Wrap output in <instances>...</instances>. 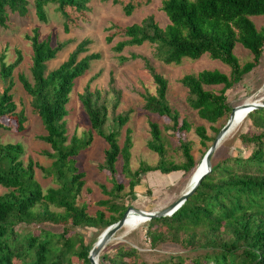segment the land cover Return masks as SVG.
I'll return each instance as SVG.
<instances>
[{
    "label": "trees",
    "instance_id": "16d2710c",
    "mask_svg": "<svg viewBox=\"0 0 264 264\" xmlns=\"http://www.w3.org/2000/svg\"><path fill=\"white\" fill-rule=\"evenodd\" d=\"M103 1L119 5L126 15L152 2ZM90 2L34 0V8L38 18L45 22L48 8L54 6L65 31L70 32L89 22ZM29 4V0H0V27L7 28L15 14L26 17ZM161 9L168 18L165 26L154 15L127 26L114 24L107 41L122 37L113 47L119 53L126 46L150 43L154 46V57L165 64H179L185 58L199 59L204 54L220 60L230 67L229 74L218 69H204L185 74L181 83L187 89L189 105L202 119L214 125L229 117L232 107L226 91L259 65L264 52V26L258 28L252 19L264 15V0H162ZM26 37L33 49L32 79L19 73L18 80L31 97L32 111L42 119L46 133L40 139L50 146L51 151L47 154L53 162L48 168L33 160L25 164L21 159L23 144L4 143L0 138V186L7 190L0 193V264H74V258L91 264L89 252L93 244L87 243L74 228L100 225L103 230L117 222L128 205L102 199L98 204L112 215L107 217L103 209L91 215L90 203L79 202L86 175L77 167L75 157L92 143L96 131L109 145L100 168L109 172L118 192L123 190V183L115 178L116 163L122 156L123 170L130 175L131 130H127L123 146L119 143V130L103 131L109 118V104L115 110L121 93L115 87L113 77L109 90L105 92L92 90L87 84L80 100L90 129L81 137L74 134L69 139L66 117L70 93L76 79L86 73L100 54L89 53L91 39L86 38L65 61L48 71V61L56 57L63 44L52 45L50 38L40 39L38 28H34L33 35ZM237 43L250 51L251 60L241 63L235 54ZM17 52L16 60L10 63L6 61V52L0 55V129L10 127L2 121L4 117H13L17 130L23 131L27 117L23 110L18 111L13 91L16 84L14 71L23 60L21 52ZM120 58L126 60V57ZM145 68L153 77L156 92L143 94V109L167 118L166 129L174 136L177 132L183 135L192 130L190 121L169 103V80L146 59ZM218 85L223 86L219 92L207 88ZM110 93L114 96L111 101ZM114 120L121 128L129 121V113L120 114ZM245 120H249L252 126L250 131L241 135L243 144L249 147L248 153L238 152L222 159H215L213 154L211 171L185 203L172 215L147 221L146 236L152 248L171 240L191 247L189 254L169 255L149 263L136 248L128 246L112 255L101 254L100 264H264V108L253 110ZM149 126L151 137L147 145L160 159L155 165L143 163L134 172L135 179L130 182L133 191L144 174L181 172L189 177L199 163L190 143L183 141L182 135L178 139L185 161L168 160L159 123L150 121ZM212 128L216 134L221 130ZM195 132L203 145L215 140L204 125L197 126ZM36 166L51 176L57 186L44 190L35 178ZM45 222L61 225L62 229H46L41 226Z\"/></svg>",
    "mask_w": 264,
    "mask_h": 264
},
{
    "label": "rangeland",
    "instance_id": "374dc122",
    "mask_svg": "<svg viewBox=\"0 0 264 264\" xmlns=\"http://www.w3.org/2000/svg\"><path fill=\"white\" fill-rule=\"evenodd\" d=\"M29 3V13L26 17L15 14L12 16L7 28L0 27V55L2 52H6V61L9 63L16 60L18 50L23 57L22 62L14 71L16 84L13 91L18 111L23 110L27 117L23 131L17 130L15 118L4 117L2 121L10 127L0 129L2 142L22 143L24 154L21 159L25 164L33 160L34 163L45 168L52 165L53 158L47 154L51 151V148L40 139V136L46 133L42 119L32 111L31 97L18 80L19 73H24L32 79L33 49L31 41L26 35H33L34 28H38L40 39L50 38L52 45L63 44L56 57L48 61V71L59 66L81 41L89 38L91 39V43L88 45L89 53H99L100 57L93 60L86 73L76 79L70 93V100L67 104L69 113L66 117L68 137L70 139L74 134L81 137L90 129L88 116L80 100V95L85 86L90 84L92 90L100 89L105 92L109 90L110 81L113 77L114 85L121 95L115 110L112 108V104H109V118L103 126V131L108 133L112 130H119V143L123 146L127 130L130 129L133 146L131 148L130 175L123 170L124 158L122 156L119 157L116 163L115 178L124 185L123 190L118 192L114 188L109 172L100 168V165L105 161V151L109 145L96 131L93 132L92 143L75 157L77 167L86 175V184L83 187L79 202L90 203L89 213L91 215H95L98 210L103 209L107 217H110L112 212L98 204L102 199H109L115 204L122 203L128 205V207L132 206L147 211L161 210L171 205L192 181L193 176L191 175L194 170L189 177L183 176L181 172L170 174L150 172L142 175L141 182L136 186L135 191L130 186L131 180L135 179L134 172L140 169L143 163L155 165L160 159V156L149 149L147 145L151 137L150 121L158 122L161 127L168 150L167 159L176 163L185 161L178 139L182 134L180 135L177 132L175 136L172 135L171 130L166 129L167 118L159 117L143 109V94L145 92H156L153 77L145 68V59L149 60L156 70L169 80L167 98L170 105L193 125L192 130L182 135V140L190 143L195 160L199 161L196 167L202 165V157L213 144V141H207L203 145L200 137L195 132V128L204 125L208 134L216 138L218 133L216 134L212 127L222 128L227 123L230 115L214 125L202 119L197 111L189 105L187 101L188 92L181 83V78L187 73H198L204 69H218L229 74L230 67L220 60L211 58L208 54H204L199 59L185 58L179 64H165L154 57V46L150 43L139 46H126L121 53L116 52L113 47L122 37L118 36L112 42H108L107 36L113 31L110 27L114 24L127 26L140 22L149 15H154L156 20L162 26H165L168 23V18L161 9L162 0H152L148 5L136 9L131 15H126L119 5L113 4L111 1L91 0L89 22L83 23L81 27L70 32L65 31L62 18L54 10V6L48 8V20L43 22L36 14L34 0H29ZM252 19L258 28L264 26V15L253 16ZM235 54L241 63L252 58L250 51L240 43H237L235 47ZM121 56L126 57V60L123 61L120 58ZM134 56L137 57L134 58ZM222 87V85H218L207 88L219 92ZM263 93L264 52L259 65L248 73L241 82L228 89L226 95L228 103L233 109L245 101L261 100V102H264ZM108 97L109 101L114 98L112 93ZM125 113H129V121L119 128L114 118ZM244 118L246 119V117ZM244 118L232 132H228V135L220 143L214 153L215 159H222L227 155H235L238 152L248 153L249 147L243 144L241 135L250 131L252 126L251 122ZM35 178L44 190L57 186L53 178L46 175L38 166L35 167ZM5 191L7 190L0 186V193ZM53 210L58 211L56 208H53ZM135 215L128 218L124 227L116 233L115 237L101 251V254L112 255L122 248L132 246L149 263L163 260L169 255L189 254L191 247L171 240L152 248L150 239L146 236L147 221ZM32 226L36 227L34 224ZM41 226L56 231L62 229L61 225H55L52 222H45ZM74 230L81 233L86 242L91 243V245L95 243L99 234L103 231L100 225L97 227L82 226L74 228ZM74 264L85 263L81 259L74 258Z\"/></svg>",
    "mask_w": 264,
    "mask_h": 264
},
{
    "label": "water",
    "instance_id": "95a60500",
    "mask_svg": "<svg viewBox=\"0 0 264 264\" xmlns=\"http://www.w3.org/2000/svg\"><path fill=\"white\" fill-rule=\"evenodd\" d=\"M238 106H244L245 108V114L248 115L250 112H252L255 109L264 108V102H245L242 103V105ZM237 107V106H236ZM236 107L232 109V112L230 114V117L227 121V123L221 128L219 133L217 134L213 144L210 146V148L206 151V153L203 156L204 160V169L199 172V174L195 175L194 182L190 187L185 190L181 196L173 202L171 205L161 209V210H155V211H147L143 209H138L135 207H128L126 212L123 214V216L115 223L107 226L103 231L99 234L97 240L93 244L90 252H89V259L91 261V264H100L99 257L101 254V251L106 247V245L115 237L116 233L122 229L127 222V218L130 215V212H136L139 214H142L146 221H149L156 217H164L167 215H172L174 212H176L184 203L185 201L191 196L203 180V178L211 171L212 169V161L211 158L217 148L219 147L220 143L223 141V139L226 137L227 133L230 131L231 126L234 122L233 117L235 114ZM198 170V169H197ZM196 170V171H197ZM195 171V172H196ZM196 174V173H194Z\"/></svg>",
    "mask_w": 264,
    "mask_h": 264
},
{
    "label": "bare ground",
    "instance_id": "6f19581e",
    "mask_svg": "<svg viewBox=\"0 0 264 264\" xmlns=\"http://www.w3.org/2000/svg\"><path fill=\"white\" fill-rule=\"evenodd\" d=\"M262 92V91H261ZM259 93V92H258ZM260 94V93H259ZM264 94V93H263ZM261 95V94H260ZM257 99V98H256ZM245 102H247V101H245ZM245 102H243V103H245ZM249 102V101H248ZM257 102H261V100H254V103H257ZM242 105V104H241ZM247 115L245 114V108H244V106H237L236 107V110H235V114H234V117H233V120H234V122H233V124H232V126H231V129H230V131H229V133L230 132H232L238 125H239V123L242 121V119L244 118V117H246ZM227 135H228V133H227ZM226 135V136H227ZM203 158V157H202ZM204 166H205V164H204V160L202 159V165L200 166V167H195L196 169H194V171H193V173H192V175L191 176H193L192 177V181L186 186V188H185V190H187V188L188 187H190L191 185H192V183L194 182L193 180H194V178H195V175H197V174H199V172L200 171H202L203 169H204ZM198 169V170H197ZM197 170V171H196ZM196 171V172H195ZM194 173H196V174H194ZM184 190V191H185ZM136 214V215H135ZM131 215H135L136 217H138V218H140V219H143L144 218V216L142 215V214H139V213H136V212H133V211H131L130 212V215L128 216V218L131 216ZM128 218H127V221H128ZM144 220H145V218H144Z\"/></svg>",
    "mask_w": 264,
    "mask_h": 264
}]
</instances>
